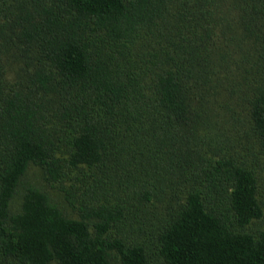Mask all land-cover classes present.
<instances>
[{
	"label": "trees",
	"instance_id": "16d2710c",
	"mask_svg": "<svg viewBox=\"0 0 264 264\" xmlns=\"http://www.w3.org/2000/svg\"><path fill=\"white\" fill-rule=\"evenodd\" d=\"M262 190L264 0H0V264H264Z\"/></svg>",
	"mask_w": 264,
	"mask_h": 264
},
{
	"label": "rangeland",
	"instance_id": "374dc122",
	"mask_svg": "<svg viewBox=\"0 0 264 264\" xmlns=\"http://www.w3.org/2000/svg\"><path fill=\"white\" fill-rule=\"evenodd\" d=\"M27 179L29 180V181H31V182H34V183H37V184H42V175H41V173L38 171V169L37 168H31L30 170H29V173H28V175H27ZM45 190H47L51 195H52V197L55 199V200H57V201H60L61 200V197L59 196V194L57 193V192H55V191H52V190H50L49 188H46ZM264 190H262V192H263ZM17 204H18V202H15V204H14V208L15 207H18L17 206Z\"/></svg>",
	"mask_w": 264,
	"mask_h": 264
}]
</instances>
